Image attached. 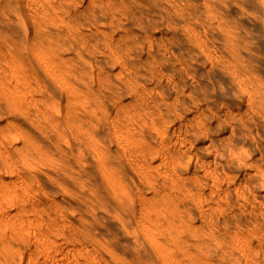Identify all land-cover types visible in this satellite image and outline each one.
Segmentation results:
<instances>
[{"label": "rangeland", "instance_id": "374dc122", "mask_svg": "<svg viewBox=\"0 0 264 264\" xmlns=\"http://www.w3.org/2000/svg\"><path fill=\"white\" fill-rule=\"evenodd\" d=\"M0 264H264V0H0Z\"/></svg>", "mask_w": 264, "mask_h": 264}]
</instances>
